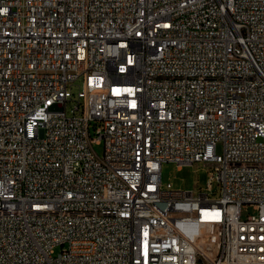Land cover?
<instances>
[{
	"label": "built area",
	"instance_id": "built-area-1",
	"mask_svg": "<svg viewBox=\"0 0 264 264\" xmlns=\"http://www.w3.org/2000/svg\"><path fill=\"white\" fill-rule=\"evenodd\" d=\"M0 264H264V0H0Z\"/></svg>",
	"mask_w": 264,
	"mask_h": 264
},
{
	"label": "rangeland",
	"instance_id": "rangeland-1",
	"mask_svg": "<svg viewBox=\"0 0 264 264\" xmlns=\"http://www.w3.org/2000/svg\"><path fill=\"white\" fill-rule=\"evenodd\" d=\"M81 81L76 82L73 86L71 92L77 96L79 91V83ZM94 135V132H93ZM95 151L102 156L104 151V143H96L94 146ZM223 147L221 144L217 146V152L222 153ZM212 167L209 164H204L203 162L197 163L193 166H184L179 168L173 162H165L162 165V181L164 185L167 183H172V186L175 189H183V190H195L198 191L200 188L207 189V185L210 178V171ZM214 190H217V183H214ZM215 193H213L214 195ZM218 194V193H217ZM216 194V195H217ZM249 212H253V208L244 207L242 212L246 215ZM62 249L61 245H57L55 247L56 253H59Z\"/></svg>",
	"mask_w": 264,
	"mask_h": 264
}]
</instances>
